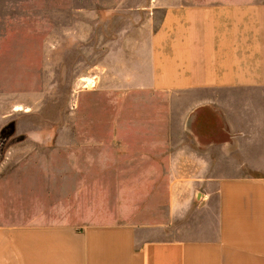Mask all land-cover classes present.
Here are the masks:
<instances>
[{
    "label": "crops",
    "instance_id": "1",
    "mask_svg": "<svg viewBox=\"0 0 264 264\" xmlns=\"http://www.w3.org/2000/svg\"><path fill=\"white\" fill-rule=\"evenodd\" d=\"M3 39L0 26V60ZM147 51L123 102L139 116L124 118L115 134L121 147L111 142L114 149L98 156L121 159L114 172L133 194L156 191L168 173V223L153 224L150 209L78 223L77 185L75 215L65 218L52 209L60 186L50 167L28 159L7 165L5 155L0 264H264V0L172 3ZM184 95L187 157L169 133ZM184 156L188 164L179 165ZM158 204L150 198L147 206Z\"/></svg>",
    "mask_w": 264,
    "mask_h": 264
},
{
    "label": "rangeland",
    "instance_id": "2",
    "mask_svg": "<svg viewBox=\"0 0 264 264\" xmlns=\"http://www.w3.org/2000/svg\"><path fill=\"white\" fill-rule=\"evenodd\" d=\"M180 1L1 0L0 159L49 166L60 186L52 209L65 218L75 215L77 185L78 223L119 221L149 209L153 224L168 223V173L156 191L133 194L114 172L121 159L98 155L121 147L115 134L122 135L124 118L139 116L123 108L127 89L145 65L162 8ZM174 103L169 133L187 157L182 121L189 101L184 95ZM185 156L179 165L188 164ZM150 198L160 203L157 211L147 206Z\"/></svg>",
    "mask_w": 264,
    "mask_h": 264
}]
</instances>
